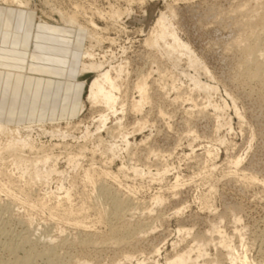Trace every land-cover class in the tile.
I'll list each match as a JSON object with an SVG mask.
<instances>
[{"label": "rangeland", "instance_id": "374dc122", "mask_svg": "<svg viewBox=\"0 0 264 264\" xmlns=\"http://www.w3.org/2000/svg\"><path fill=\"white\" fill-rule=\"evenodd\" d=\"M21 1L25 3L21 9L30 12L28 17L24 12L0 16V27L12 23V32L24 39L19 50L0 46V88L10 90L8 82L14 79L12 92L18 90L21 115L0 116V120L11 125L44 124L49 129L60 126L71 136H52L36 128L31 133L44 149L26 148L24 154L54 153L57 168L63 171L46 181L30 182V175H21L10 152L4 150L0 264H137L143 260L165 264L167 258L189 249L200 264H233L229 245L247 256L248 264H264V78L250 75L252 57L245 49L264 47V24L256 23L258 15L264 16L261 4L254 0L134 3V13L104 32V41L96 49L113 65L127 62L129 75L120 93L125 112L106 111L109 129L84 140L86 127L96 131L101 113V106L91 107L87 101L94 74L73 75L78 70L74 68L78 49L88 39L84 33L76 37L74 28L63 29V45L72 52L55 65L34 52L31 25H50L59 31L64 26L59 9L74 11L79 4L89 12L108 11L110 0ZM116 5L124 8L127 0H117ZM167 5L174 6L172 22L200 68L190 67L187 55L176 62L145 46L147 34L159 12L168 11ZM93 19L100 27L107 23L98 15ZM39 25L32 26L35 34L51 35ZM42 45L43 56L50 47ZM67 60L71 64L65 67L71 66L73 74L65 76L66 70L56 69ZM6 71L20 75L15 78ZM141 76L147 78L149 99L136 111L131 104L140 99L135 83ZM193 76L214 88H197ZM77 80L85 83L82 96L73 84L68 89L63 84ZM82 100L86 101L83 109ZM119 120L121 128L116 125ZM123 131L129 133L127 149ZM98 136L103 141L100 146ZM4 141L0 135V142ZM110 141L117 146L114 156L107 149ZM67 153L78 154L76 165L68 164ZM50 191L56 197H44ZM67 191L69 201L63 197ZM58 196L63 198L55 210Z\"/></svg>", "mask_w": 264, "mask_h": 264}, {"label": "bare ground", "instance_id": "6f19581e", "mask_svg": "<svg viewBox=\"0 0 264 264\" xmlns=\"http://www.w3.org/2000/svg\"><path fill=\"white\" fill-rule=\"evenodd\" d=\"M112 1H114L112 3ZM117 0H110L109 8L110 10H104L101 8H96L95 11L89 12L85 7H81L79 4H75L76 10L65 11L63 9H59V18L60 24L64 25L61 30L65 28H74L75 36L79 34H85L84 36L88 39V43L85 47L78 49L79 57L76 59L78 62L77 66V74L76 76L84 75L86 73H93L94 78L88 88L87 101L91 105V107L101 106L100 114L97 119L98 124L96 125V131L92 132L89 128L86 127L83 132L82 138L84 140H89L95 133H99L101 130L107 128V124L109 121V115L105 114L106 111H111L113 114H116L120 108L121 113L125 112V103L121 96L122 84L125 82L129 75L128 66L126 65V61H120L113 65L112 62L108 61L106 58L103 60L100 54L96 52V49L103 43L104 41V32L110 31L111 28H115L121 18L125 15H131L134 13V8L132 5L134 3L145 4L148 1L155 0H127V6L122 8L116 5ZM169 2V1H168ZM254 2H258L261 4L264 10V0H254ZM23 3V4H22ZM171 3V2H170ZM258 3L256 5H258ZM169 4V3H167ZM249 4V3H248ZM259 4V5H260ZM22 5L25 3L21 0H0V16L2 15H10V14H20L21 12L26 13L27 17L30 12L24 11ZM120 5V4H119ZM122 5V4H121ZM168 6V5H167ZM174 7V6H173ZM172 5H169L167 8L168 11H160L158 17L155 21V26L151 29V31L147 34L144 44L150 48H156L159 51H162L163 54L167 55V57L173 58L176 62L177 59L181 55H187L189 59L190 67H196L199 65L198 59L195 57L188 43L183 41L172 22V17L176 15L174 8ZM252 7V6H251ZM254 7V6H253ZM256 7V6H255ZM254 7V8H255ZM95 8V7H94ZM261 8V9H262ZM145 13V12H144ZM91 14V15H89ZM93 15H98L100 18H105L107 23L105 27H100V25L96 24L93 19ZM257 15V14H256ZM259 17L258 24H264V16L258 15ZM80 17H84L86 20L82 22ZM97 19V18H96ZM105 22V21H104ZM5 23L3 28L0 27V35L2 37H7L10 42L18 43V46L24 40L21 35L17 34L18 32H12L10 28L6 27ZM257 24V25H258ZM32 26V25H31ZM50 26V25H44ZM90 26V27H89ZM51 27V26H50ZM43 28V27H41ZM262 28V27H261ZM45 29V28H44ZM30 30V29H29ZM46 30V29H45ZM67 32V31H66ZM64 33V31H63ZM71 33V32H70ZM260 35V34H259ZM259 37V36H258ZM257 37V39H258ZM109 39V37H107ZM260 39V38H259ZM258 39V41H259ZM114 40V39H110ZM256 45H259L256 40L253 41ZM261 44V43H260ZM76 45V44H75ZM5 49L4 45H0ZM246 53L252 57L249 62V66L252 65L253 71H250V75L254 77H262L264 78V61L261 57L264 56V47H260L259 49L253 48L252 45H247L245 47ZM2 53L0 54L1 57ZM169 59V58H168ZM181 61V60H180ZM179 61V62H180ZM115 63V62H113ZM175 64V63H174ZM173 64V65H174ZM198 68H200L198 66ZM194 69V70H195ZM206 69V68H205ZM16 70V69H15ZM1 71V69H0ZM207 71V70H206ZM9 72V71H8ZM6 71V73H8ZM17 78L20 74L17 71L9 72ZM194 77V76H193ZM194 84L199 89H213L214 87L209 84L201 82V80L197 77L192 78ZM65 89L70 88L71 84L76 87V94L78 96H82L85 90V83L81 81L75 82H65L63 83ZM136 90L139 93V100H133L131 104V108L136 111H141L144 108L145 103L149 99L148 95V82L147 78L141 76L137 79L135 83ZM85 100H82L81 109L85 107ZM122 121L119 120L116 125H119L121 128ZM42 133H49L54 136L57 135L59 137L65 138L67 136H71V134L67 130H63L60 126L58 128L49 129L46 128L44 124H36L33 125H11L8 124L6 120H0V135L5 137V141L3 143L0 142V159L2 158V154L4 150L6 152H10L9 155L12 157L13 164L15 167L21 171V175L29 174L30 182H35L36 180H49V178L55 174H63V171H59L57 168V160L58 158L54 153L48 152L45 153L42 157H34L32 155H25L24 151L28 148L31 151H36L37 148L44 149V145L39 147L31 133L35 130ZM73 136V135H72ZM74 138V136H73ZM123 142L125 144V149L130 145L129 133H125L123 131L122 134ZM99 145L100 146L103 141L100 136H98ZM84 145H81L79 148L82 149ZM117 148L116 143L110 141L107 149L112 155H115V149ZM45 151V150H44ZM67 161L68 164H75L78 161L77 153H67ZM52 165L45 166L47 163ZM240 160L236 162L239 164ZM9 180V179H8ZM62 188H58L61 190ZM56 192L50 191L45 192L44 197L53 196ZM57 199L56 207H53L55 210L59 206L58 200L61 198H65V200L71 199V193L67 191L65 196ZM67 198V199H66ZM155 199H159V196H156ZM42 202V201H41ZM44 204V202H42ZM65 214V213H64ZM160 250L157 249L156 252ZM192 250H185L180 253L175 254V256L171 258H167L165 264H200L197 258H193L191 256ZM228 254L233 264H248V258L245 255H239L237 253V248L235 246H228ZM137 264H147L145 260L139 261ZM154 264H162L159 261H155Z\"/></svg>", "mask_w": 264, "mask_h": 264}, {"label": "crops", "instance_id": "0c3cea01", "mask_svg": "<svg viewBox=\"0 0 264 264\" xmlns=\"http://www.w3.org/2000/svg\"><path fill=\"white\" fill-rule=\"evenodd\" d=\"M20 23L24 25L25 21L21 18ZM38 25L39 24H34L32 26L37 28ZM32 26H31V28H32L31 29V33H32V36L34 37V50H35L34 52L39 53V56L43 57L42 60L49 59V60L55 62V65L56 64H60L63 61H66V60L61 61L60 59L62 58L63 55L71 54L72 51H70V49L68 47L63 45V41H65L62 38L63 35H64L63 30H61L60 28H57L59 30V31H57V30L53 29L54 27H52V26L51 27L50 26L49 27H45V26L39 25L40 27H43L46 30H48L47 33H50L51 35L45 34V31L44 32L42 31V33L35 34L33 32L34 31V27H32ZM8 28H13L12 23H11V27H8ZM38 36L42 37V41L40 42V44L38 42ZM43 43H46L50 47V51L49 52H44L43 56H42L41 53H40L41 51H40L39 48L42 49L44 47V45H42ZM1 44L5 45V46H9V47L12 46L13 48L19 50L18 49V43L9 42L6 37L0 36V45ZM19 48H20V46H19ZM53 54H57V55H53ZM56 58H59V60L57 61L58 63L56 62ZM37 59H39L38 56H37ZM72 59H73V56H72ZM67 62L68 63L63 64L64 66L63 65L62 66H57L56 71L57 70L61 71V70L64 69V70H66V72L64 74L65 76H68V74L69 75L73 74L71 72V70H72L71 66H68V68L66 69L67 65L71 64V60H67ZM35 63L36 62H34V64ZM78 64L79 63L76 62V64L74 65L75 69H77ZM49 67H50V64H49ZM49 69H51V68H49ZM51 70H54V69H51ZM73 75H76V74H73ZM13 84H14V79H12V81L8 82L10 90L8 88H6V87H3V86L0 88V105L3 108L5 107V110L0 109V116H6V117H14L15 116V117H17V116L21 115V113H20V111H21L20 110V103H19L20 98L16 97L17 93H18V90H16L15 92H12L13 91V86H14Z\"/></svg>", "mask_w": 264, "mask_h": 264}]
</instances>
